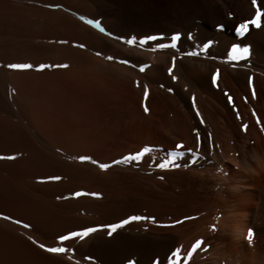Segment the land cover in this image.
<instances>
[{"label":"bare ground","instance_id":"6f19581e","mask_svg":"<svg viewBox=\"0 0 264 264\" xmlns=\"http://www.w3.org/2000/svg\"><path fill=\"white\" fill-rule=\"evenodd\" d=\"M34 1H44L46 6L48 4V8L36 5L13 6L6 3L9 10L14 12L16 20L22 22V25L16 24V27H31L32 17L43 16L63 24L65 29L63 40L67 42L57 46L56 54L61 57L58 62L56 60L60 57L58 59L54 57L57 64L48 62L47 67L41 69L40 65L45 64H41L40 61H22L21 63L31 64L33 67L23 70L13 69L15 87L26 102L24 110L28 118L41 127L47 138L57 147L68 150L80 159L87 157L89 150L119 135L120 130L104 122L102 116L105 113L103 110L107 105L106 100H112L116 103V107L111 109L114 112H118L117 110L120 112L121 109L130 118L131 123L127 133L129 131L137 133L138 139L143 141L140 142L137 150L125 151L110 160H106L105 156L91 154L93 158L89 157V161L92 163L95 161V165L84 164L79 159L67 160L43 152L34 144L21 122L8 120V130L3 134L2 142L0 141V157H15V159H0V264H111L112 257H116L118 263L122 261L121 264H125V259L128 258L127 261L134 259L132 258L134 255H137L138 263L142 264L146 259L143 261L141 259L147 255V248L142 246L145 240L143 235L123 234L122 230L116 231L110 238L98 234L99 230L105 233L106 230L109 231L108 228L102 227L104 225L119 223L131 216L152 215L144 211L147 204L142 205L141 197V200L130 199L135 198L133 195L126 198L127 193L134 194L135 189H138L136 187L145 184L142 180L144 170L140 171L139 167H134L135 160L124 161L123 158L120 163L114 161L137 152L143 144H158L145 140L148 138L147 135H153L154 139H158L159 136H154V131H161L173 138L184 135V141L191 142L193 147L201 144L199 150L204 156L195 161L196 167L201 166L208 170L222 161V151L213 148V138L208 141L209 151L203 147L200 131L209 123L216 137L228 136V140L231 139V132L236 126L234 127L230 117L228 123H220L221 115L216 107L223 105V101L228 98L227 80L238 84V90L249 103L254 118L259 121L257 117L259 113L262 117L261 122H264V95L259 87L258 76L251 74L257 71L264 76V34L261 33L259 36L257 47L254 45L253 59L250 60L248 57L253 62L251 63L247 58L238 59L237 62L228 56L231 44L237 40L228 30L230 10H227L225 1L107 0L109 3L107 5L105 1L97 0L95 4L97 16L104 17L101 22L104 27H109L104 31L91 29L78 20L74 13L72 15L69 11L66 13L59 10V7V9L54 7L53 5L58 2ZM49 4L53 7L50 8ZM218 4L223 7L225 15L217 12ZM248 15L249 13L243 9L238 17L240 21H245ZM221 24L224 28L220 31L215 30V27ZM189 29L194 30L190 35L187 34ZM174 31L181 32L180 48L177 47L176 51L159 48L158 44L168 42ZM147 36H156L158 39L141 44L140 40ZM133 37L136 38L135 43L128 44L126 41ZM205 40L210 42L209 47L205 52L198 54L195 49L202 47ZM242 44L238 41V45ZM52 71H59L61 75L69 78L70 85L78 90L85 87L93 88L94 95L81 97L80 103L75 105L64 102L57 96V92H61L57 82L49 78ZM173 76L176 79H173ZM214 76L215 83H213ZM245 86L247 91L244 90ZM136 100L143 108L141 112L136 106ZM239 105L238 120H236L238 129L249 119L245 106L240 102ZM145 108L148 110L145 111ZM89 111L94 114L90 115ZM57 117L68 119L71 127L58 128L54 121ZM248 126L249 130L255 132L254 124ZM122 132L120 134L125 135V131ZM246 154L244 156L241 153L243 156L238 160V164L246 169L247 177L222 176L217 177L218 180L213 183V187H217L216 190L219 192L241 193L244 189L249 190L255 203L250 205L246 213L238 216L237 226L228 223L227 219L233 216L229 211L223 212L222 217L214 215L212 208L189 213V216L196 218L199 216L198 219L193 220L196 225L194 230H199L202 224H217L219 221L218 228L213 229L216 234L213 233L218 234L216 239L218 244H213L212 250L219 249L221 245L231 248L229 254L225 253L226 255L222 257L221 254L215 253L219 250H206L205 252H209L213 259L210 258L211 264H238V243L243 236L242 229L249 221L256 219L257 213L254 208L261 203L264 205V189L256 187L253 176L257 167L264 166V159L262 160L263 157L253 147ZM110 163H113V166L108 169L97 167L100 164ZM121 170L135 172L129 174L122 173ZM51 177H60V179L53 180L50 179ZM129 177L135 179L138 186L122 191L118 188L111 190L114 185L124 183ZM179 178L172 177L171 182L180 187H194L190 181L183 182ZM77 192L81 195L76 196ZM99 194L102 195L101 199L96 198ZM136 194L143 197L140 190ZM192 199L191 197V201L187 200L180 194L171 200L180 201L186 206L193 203ZM88 227L98 230L84 239L73 238L58 245L66 248L64 245L67 243L78 241L79 245L74 250L69 246L66 248L69 249L66 253H49L39 247L40 244L57 247L53 242L58 240L59 236ZM183 229L186 233H181L182 236L179 241L177 240L176 245L180 249L184 241L186 244L181 248L185 252L192 250V244L196 243L191 242L192 240L188 241L190 233L196 232L188 226ZM198 236L199 238L194 239L202 242V235L198 234ZM201 250L203 252L205 250L203 242L189 264L195 263L194 261L202 254ZM155 253V251L151 253L152 256H156Z\"/></svg>","mask_w":264,"mask_h":264},{"label":"rangeland","instance_id":"374dc122","mask_svg":"<svg viewBox=\"0 0 264 264\" xmlns=\"http://www.w3.org/2000/svg\"><path fill=\"white\" fill-rule=\"evenodd\" d=\"M49 1L58 2L56 3V5L54 4L53 6L57 8L59 7L60 9L59 8L58 9L63 12L68 13L67 11H69V13L72 15L74 13V15H76L75 17H77L78 20H80L84 25H86L91 29L97 31L100 30L94 24H89L87 22L89 20L99 21L100 26L104 27V24H102L101 21L104 20L105 18L102 16L99 17L97 16L98 14L97 5H95L97 0H49ZM103 1H105L104 3L109 5V3H107V0H103ZM221 1H225L224 3L227 10H230L228 11L230 13L229 14L230 22H228L229 23L228 30L229 33L234 37V39L237 40L231 44L228 51V56H229V52L231 51L232 45L238 44L239 41L241 42V44L243 42L241 47H248L250 49L249 55L246 58L249 60L248 57H250V60H252L253 59L252 53L255 55L254 52L255 49H253L255 48L254 45L257 47L260 40L259 36L261 35V33L264 34V17L261 18V27L257 28L254 25H249L248 31L245 33V35L240 36L236 32V27L240 23L244 22V20H241L242 21L241 22L238 16L240 11L245 9L249 13L248 15L249 17L246 20L252 19L254 17L255 8L252 5V0H221ZM257 1H258L257 2L258 5L264 3V0H257ZM6 3L13 6L36 5L42 8L43 7L48 8L47 7L48 4L46 6V3L44 1L38 2L34 0L32 1L0 0V141L2 142L3 134L5 133L6 130H8V122L10 120L19 121L23 124L24 129L26 127L25 131L32 138L34 144L38 146L43 152H46L51 155H55L59 158L78 161L79 158L73 156L68 150L61 147H57L53 142H51L44 134L42 128L38 127L28 118L24 110L26 102L19 95L15 87L16 84L14 77L12 75L13 69L7 67V65L10 63H21L22 61L31 62L32 60L40 61V63L42 62L41 64H45V65L46 63L48 64V62H53V63L55 62V64H57V62L61 59L60 55L58 56L57 55L58 53L56 54L57 46L62 44L63 42H67L63 40L64 39L63 36L65 35L64 26L58 21L56 22L53 20H49L46 17L38 16V17H32L33 19L31 18L32 20V21L30 20L32 22L31 27L27 28L21 26L20 28H17L16 24H19L18 26H20L22 25L21 24L22 22L18 20L20 22L19 23L16 20L17 18L16 16H14L15 15L14 12L9 10L10 8L7 7ZM53 6L49 4L50 8H52ZM61 8L63 9L65 8V10ZM216 10L221 15L222 14L225 15L223 7H221L220 4L217 5ZM105 28L107 30L109 27H104L103 29ZM223 28L224 25L221 24V25H217L215 27V30L220 31ZM189 31L187 33L188 35H190L194 30L189 29ZM175 33H179L181 36V32L179 31L172 32V35ZM172 35H170L168 42H164V44L171 43ZM242 39L244 40L241 41ZM248 40L250 41L252 40V42ZM209 43L210 42L208 40H205L203 42L202 47H200L201 49L198 48L195 50L198 51V54L200 52H205V50H207L208 47L205 48L203 46ZM250 44L252 47L250 46ZM180 45L181 44L179 39L176 42L175 48L167 47L165 49L176 51L178 49L177 47L180 48ZM32 49H35L36 51ZM54 57L55 59H58L59 57L60 58L56 60L57 61L56 62L54 61L55 60ZM234 61L238 62V59ZM250 62L252 63L253 61ZM52 72L50 73L49 78L57 82L58 88L61 89V92H57L58 95L57 94L56 95L59 96L58 98H60L64 102H67L68 104L71 105H75L76 103H80L79 99L81 97L94 95L95 90L93 88L85 87L82 89L80 88L78 90V88L70 85L69 78L67 79V77L61 75L59 71L57 72L54 71L53 73ZM251 74L252 76H254V74L258 76V83L260 82L259 87L264 95V81H263L264 76L257 71ZM65 82L66 84L64 85ZM226 85H227V91L230 95V96L228 95L229 99L226 97V100L223 101V105H218L216 107L218 108L217 110L219 115H221L219 118L220 123L222 124L223 122L228 123V118L230 117L232 119V122H234L233 123L234 127L236 126L235 129L232 130L231 132V136H230L231 139L228 140L229 139L228 136L227 138L226 136L225 138L216 137L215 131L212 125H210L209 123L207 124V126L203 127L202 130L200 131L201 139H202L201 142L203 147H205L209 151L210 147L208 141L211 138H213L216 142L215 143L214 140L212 141L213 148L220 152L222 151V156H223L222 161L218 162L208 170L207 169L205 170L201 166L196 167L195 161H197L198 159L204 156L203 154H201L202 152L199 150L201 149V144H199L198 147H193L191 145V142L184 141V135H181L179 138H173L170 136L168 137L166 134L162 133L161 131H157V132L154 131L155 133L154 136L157 137L159 136L160 138L158 137V139L156 138L154 139L153 135L152 136L147 135L148 138H146L145 140L149 142H156L158 144H150V143L143 144L137 152H140L145 148L150 150L145 152L144 156L141 157L140 159L135 161L133 160L135 163L134 167H139L138 169L140 171L144 170V172L142 173V180L145 184L143 186L142 185L138 186L137 182L134 181L135 179L133 180L131 177H129V179L124 183L122 182L120 184H116L113 186V188H111L112 191L116 190L117 188L120 189V191H122L123 189H129L131 187L138 186L136 187L138 189H135V191L133 192L134 194H129L126 192L128 195L126 196V198L128 199L129 196L133 195L135 198H130V199H136V200L142 199L141 201L142 205L147 204L145 205L144 211L146 213H152V215L146 216L147 219L131 221L130 223L116 230V231L122 230L123 234H128V235L141 234L145 237V240L142 242L143 243L142 246L147 248L145 249L147 250L148 256L146 255L147 257L144 256L145 258L141 259L142 261L146 259L145 261L147 263L145 264H149V263L169 264V260L170 257H172V253L178 248L176 244L182 236L181 233H186L183 232L185 231L183 228L186 226H188V228L196 232L194 233L192 231L193 234L190 233V237L188 241L192 240L191 242H196L195 239L196 237L199 238L198 236L199 234L200 236L202 235V242L203 244H205L204 252L202 250L200 251V253L202 254L199 255L200 257H198V259H196L194 261L195 263L193 264H211V261L213 260L211 254L205 251L212 250L213 246L218 244L217 243L218 241L216 240L218 234L215 235L216 233L213 229L218 228L217 224L219 223V221H217V224L215 223L202 224L203 226L199 230H194L196 228V225L193 222V220L198 219L199 216L197 218L196 216L195 217H193L192 215L189 216V213L198 210L204 211L205 208H212L214 215L222 217L223 212L229 211L232 212L233 216L227 219L228 223L230 225L237 226V224L239 223L238 216L246 213L250 208V205L255 203V201L252 199L251 194L249 193V190L244 189L241 193L233 192V191L230 192L227 191L226 193V191L219 192L218 190H216L217 187H213V185L215 184L214 182L218 180L217 177H222V176L247 177L248 173L246 169L238 164V160H240V158L243 155L246 156L247 151L251 147L256 148L260 156L263 157L262 160L264 159V122H261L262 121L261 115L257 113L258 114L257 117L259 118V122H258L257 118H254L255 116L250 111L249 103L244 99L242 94L239 92L238 84L233 83L231 80H227ZM244 90L247 91L246 86ZM255 93L258 96V93L256 91ZM104 97L106 99V96ZM238 100L242 105L245 106L247 115L249 116L248 122L245 121L243 124V126L245 125L247 126L246 130L241 125L240 128L238 129V122L236 121L238 120L237 119L238 109H240ZM106 101H107V105L103 110V112L105 113L102 114L104 122L116 126V128L120 130L118 132L119 135H117L112 140L105 142L94 149L89 150V155L87 157H92V155L95 156L97 154L100 156H105V158H107L106 160H110L115 156L121 155L125 151L137 150L140 142L143 141L138 139L137 133H130V131L127 133V128L131 123L130 118L127 116V114H125L121 109L120 112L119 110H117L119 113L114 112L113 109L116 107V103L112 100H106ZM136 106L138 107L140 112L141 109L143 110V108L139 106L138 100H136ZM252 106L254 105L252 104ZM89 114L93 115L94 113L92 112L91 114V111H89ZM54 121L58 128L69 129L71 127V122L68 119L57 117L56 119L54 118ZM250 124L255 125V132L249 130L250 127L248 125ZM122 131H125V135L120 134L123 133ZM162 138H164L165 140H163ZM177 145H182L183 147L178 149ZM241 147L242 150H244V152L241 150ZM245 148H248V150ZM137 152L125 155L119 161L122 162L123 158L129 155H134ZM241 153H243V155H241ZM224 157L226 160L224 159ZM79 160L84 164L95 165V163L90 162L89 159H84V160L79 159ZM162 163L167 164L168 166L164 168L159 167L158 165ZM174 165H178V166H174ZM110 166H113V163ZM97 167L99 168V166ZM121 172L130 174V173H134L135 171L121 170ZM253 176L255 177L256 187L259 189H264V166L261 165L257 167L255 172L253 173ZM172 177H177V178L180 177L179 179H181L183 182L190 181L192 186L194 187L191 188H187L186 186L180 187L179 185H176L171 182ZM138 190L142 191L143 197L142 195L138 196L136 194L138 193ZM180 194H182L183 197L187 198V200L190 201L192 197L193 203H190L189 205L185 206V204L180 201L171 200L174 197L179 196ZM136 196L139 198H137ZM246 196L249 198H247ZM101 197L102 195L99 194L97 195L96 198L101 199ZM254 210L257 213L256 214L257 217L254 220L255 222L249 221V223H247L242 229L243 236L240 237L241 240L238 243V257H239L238 264H245V263L250 264L251 262H252L251 264H258V263L264 264V214H263L264 205L261 203L257 207H255ZM199 214H201V212ZM202 228L204 229V231H202L203 230ZM106 231L107 232L105 233L103 232V230H99L98 234H104L106 238H110L116 232V231L113 232V234L109 236L108 230ZM250 232L251 235L249 234ZM157 240L159 241L161 240L160 242L158 241L160 245L158 244V242H156ZM60 243L61 242L59 240L53 242L54 246L57 247ZM181 244L182 245H180V250H181L180 255L177 259L180 260V264H185V261L186 264L187 263L189 264V262H192V260L194 259L193 256H195L194 254H196L197 249H195V251H192L191 257H188L187 252H189L191 249L184 252L181 247L184 246L186 243L183 241ZM194 244L195 243H193L192 246ZM78 245L79 242L76 241V242L67 243L64 246H66V248L67 247L69 248L70 246L71 250L72 249L74 250V248H77ZM221 246L222 247H220L219 249L212 251L219 250L218 252L215 253L219 255L221 254V257L226 254H229L231 248L226 245L225 246L221 245ZM154 251L158 255L155 253L156 256H152L151 253H154ZM222 251L225 252L223 253ZM132 258L134 259H131L129 261H133L134 264H139L137 260L138 259L137 255L132 256ZM117 260L118 259L116 257H112L110 259V261L112 262L111 264L122 263V261L118 263ZM125 260H126L125 264H129V261H127L128 258ZM145 261H143L142 264H144Z\"/></svg>","mask_w":264,"mask_h":264},{"label":"snow or ice","instance_id":"6c2138e0","mask_svg":"<svg viewBox=\"0 0 264 264\" xmlns=\"http://www.w3.org/2000/svg\"><path fill=\"white\" fill-rule=\"evenodd\" d=\"M252 5L255 8V15L252 19L246 20L242 23H240L237 27H236V32L238 35L243 36L245 35V33L248 31L249 25H254L257 28L261 27V18L264 17V3L262 4H257V0H252ZM89 24H94L97 28H99L101 31H104V29L100 26V22L99 21H93V20H89L87 21ZM135 37L127 40L126 42L128 44H133L135 43ZM158 38L156 36H147L145 38H142L140 40L141 44L146 43L149 40H157ZM180 39V34L179 33H175L171 36V43L170 44H164V43H160L158 44L159 48H167V47H172L175 48L176 47V42ZM82 46V45H81ZM205 48L209 47V44H205L204 45ZM250 49L248 47H241L238 44H233L231 51L229 52V58L232 60H237V59H244L249 55ZM193 55H195V53H193ZM108 59H111V57H108ZM7 67L12 68V69H19V70H23V69H30L31 67H33V65L31 64H26V63H10L7 65ZM47 67L46 65H40V68L43 69ZM60 67H67L66 65H60ZM141 71H143V68H141ZM172 69H169V73L171 74ZM173 79H176L175 76H173ZM216 81V77H213V83H215ZM148 109L145 108V111H147ZM259 122V121H258ZM244 129L246 130L247 126H243ZM197 140L199 141V136H197ZM182 145H177V148H182ZM150 149H143L140 152H137L134 155H129L127 157L124 158L125 161L128 160H138L141 157L144 156L145 152L149 151ZM0 159H15V157H0ZM81 160L84 159H90L89 157H81ZM121 161H114V163H120ZM93 163H96L95 161H93ZM161 168L167 167V164H160L158 165ZM174 166H178V165H174ZM99 167L101 169H107L110 167V165L108 164H100ZM50 179L53 180H59L60 177H51ZM76 196H80L81 193L77 192L75 193ZM95 195V194H93ZM5 219H8V217H5ZM141 219H147L146 217H140V216H131L128 219H124L122 221H120L119 223H114V224H110V225H104L102 227H106L109 229L108 231V235L111 236L113 234V232H115L118 228L123 227L124 225L130 223L131 221H136V220H141ZM154 219V218H153ZM17 223H19L17 221ZM179 223V221H178ZM24 227H29L28 225H24ZM98 229L94 228V227H88L85 228L81 231H74V232H70L67 235H61L58 237V240L63 243L64 241H68L71 240L73 238H80V239H84L85 237L89 236L90 233H94L96 232ZM251 235V232L249 233ZM31 239V238H30ZM201 241H196V243L193 245L192 250H190L188 252V257H191L192 255V251H195V249L199 248L201 246ZM39 247L41 249H43L46 252L49 253H66L67 251H69V249L63 248V247H46L44 244H40ZM180 249L177 248L173 253H172V257H170L169 260V264H180V260L177 259L180 255ZM129 264H134L133 261H129ZM186 264V261H185Z\"/></svg>","mask_w":264,"mask_h":264}]
</instances>
